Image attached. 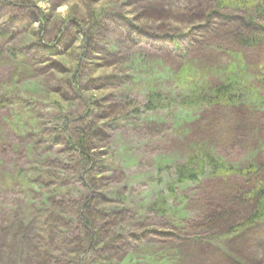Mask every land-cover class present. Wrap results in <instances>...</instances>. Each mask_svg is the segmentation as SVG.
<instances>
[{"label": "rangeland", "instance_id": "rangeland-1", "mask_svg": "<svg viewBox=\"0 0 264 264\" xmlns=\"http://www.w3.org/2000/svg\"><path fill=\"white\" fill-rule=\"evenodd\" d=\"M159 1L162 10L156 0H0V264H72L69 236L90 195L93 203L95 197L100 201L92 208L99 206L96 212L102 213L93 223L99 240L115 229L126 238L115 239L113 248L79 246L82 263L147 264L150 258L142 250L147 242L194 236L190 223H197L211 195V179L215 185L220 178L206 168L197 180L183 182L177 170L160 169L161 162L177 164L192 153L181 154L185 136L210 146L206 133L214 128L217 155L242 162L262 154L255 133L264 127V87H257L264 80V43L239 46L235 34L248 12L224 9L231 21L215 13L204 25L190 0ZM235 80L240 101L213 105L212 111L184 102L201 87ZM152 86L159 87L162 106L147 110ZM20 172L33 193L7 185ZM170 184L178 193L175 202L168 199L170 208L190 220L188 227L179 217L161 216L153 204L163 201ZM88 215L93 222L94 213ZM226 217L213 224L227 222ZM239 217L230 222L245 227L249 221ZM254 221L262 223L231 236H200L183 249L199 264H221L225 257L227 264H264V235L258 236L264 220ZM23 222L29 223L26 231ZM42 222L48 227L49 256L41 245L32 252ZM257 238L251 254L245 246ZM174 257L190 264L183 254Z\"/></svg>", "mask_w": 264, "mask_h": 264}, {"label": "trees", "instance_id": "trees-1", "mask_svg": "<svg viewBox=\"0 0 264 264\" xmlns=\"http://www.w3.org/2000/svg\"><path fill=\"white\" fill-rule=\"evenodd\" d=\"M191 6L193 5V12L196 14V16L203 20L205 22L204 25L211 22V17L215 13H219V16H222L221 18L223 21H231L230 17L226 14H223L224 9H229L230 12L233 10H246L248 12L247 15H244L242 17L241 23V29H243V32L240 30H236L235 34H237V40L239 46H253L258 45L260 43H264V0H198L196 3V0H190ZM3 6L2 4H0ZM156 5L160 6V10L164 9V4L160 1L156 0ZM0 6V7H1ZM190 6V8H191ZM19 9V8H17ZM43 28V26H42ZM209 28V27H208ZM211 31V27L209 28ZM209 30H205V32H210ZM241 32V35H240ZM171 39L174 41L176 40V36L174 34L170 35ZM177 43V42H174ZM54 54V53H53ZM257 87H264V80H258L257 81ZM142 85H139L141 87ZM239 84L235 81H230L229 85L227 82L225 84H217L214 85L213 88H203L198 91L196 96H191L193 93L189 96H186L184 98V102H189L190 105H196V107L204 106L205 109L209 106H211V111L214 110L213 105H219V104H229L234 103L237 100H241V95L243 94L241 91H239ZM149 93V100L145 104V107L147 110H155L162 106V100L163 97L161 95L160 89L158 86H152L148 89ZM239 93V94H238ZM132 103V102H131ZM133 103H135L133 101ZM132 103V104H133ZM85 109L90 110V107L87 106V104L84 106ZM136 111H139V108H135ZM68 120L71 119V117L67 118ZM67 120V121H68ZM190 123H193L191 121ZM189 123V124H190ZM64 125H61V129ZM95 128V127H94ZM258 131L255 133L256 137H259L257 139L259 148L262 151V154H259L258 158H249L247 159L245 156V161H239V158L235 159H229L225 156L217 155L219 151L217 152L216 148H214L213 140H214V128L211 131H208L206 133V139L211 137V145H204L205 147H201L200 141L197 140L196 136L189 135L188 137L185 136V140L183 143L180 142L181 146V154L188 153V150H192L189 154V156L184 155L181 159H183L181 162L179 161L177 164L176 162L172 165L169 164L168 161H163L160 164V169H166L168 167H171V170H177L178 177L181 181H195L198 179V176L200 173H204L206 171V168L211 169L212 175H215L219 178V181L216 182L215 185H213V181L211 179V195L209 198L205 199V202L202 203V206L200 208L199 213V220H195L197 223H190L194 236L189 239L188 241L179 240L178 238L181 236L176 237L177 239L168 241L165 244H150L147 242L142 247V250L144 254H146L144 257L148 256L150 258L149 261H147V264H178L176 258L174 257L178 254L182 257V254L185 255L188 259L185 261L189 262L190 264H199L196 262L195 259H190V257L193 258L191 250H184L183 246L186 243H190L197 241L200 242V236H205L206 238H216L220 237L222 235H235L236 233H239L243 230V228L247 227H254L258 222L254 221L255 219L259 218V220H264V143H260L264 141V127L257 128ZM94 129H88L87 134H92ZM197 132L196 129L193 130V134ZM83 131L82 134L79 135L78 141H82L83 138ZM182 137V136H181ZM180 139V137H179ZM92 144H90L91 146ZM91 148L89 147L88 150ZM188 149V150H187ZM216 149V150H215ZM209 150H211L209 152ZM87 151V150H85ZM115 157V155H112ZM91 157V156H90ZM116 159H119L118 157ZM122 160V159H121ZM125 160V159H124ZM80 161V160H79ZM78 161V162H79ZM95 164V161H94ZM80 165V162L78 166ZM176 166V167H175ZM90 171V170H89ZM229 173H234L233 176ZM23 173H19L16 175V177H10L7 179V181H10L7 185H11L12 187H18L21 191H29L30 193H33L35 190L32 189L31 184L22 178H19ZM54 176V173H52ZM81 174V172H80ZM55 175H57L55 173ZM227 176V179H226ZM254 176L255 180L251 183L249 178ZM216 177V178H217ZM49 180L52 181V175L49 177ZM176 183V182H175ZM213 185V186H212ZM215 188L217 189V197L215 200L211 199V196L216 193ZM63 188L60 189L62 191ZM23 191V192H24ZM59 190L55 189V192H58ZM63 193V192H61ZM28 197H30L28 195ZM94 195L88 196V198L82 202L80 210L82 211L81 218L79 219V223L74 224L73 229L69 236V240L73 247L72 255L74 254L75 258L72 264H84L82 263V252L78 249L79 246L84 247V251L91 247L93 245L104 244L107 246H116L117 241L115 239H120L121 237L126 238L125 234L120 232L121 229H115L112 231V233L108 234L106 236V240H99V233H94V226L93 223H97L99 220H96L101 217L100 213H97L96 211L99 210V206L97 210H93L92 208H95L96 205L100 204V201L97 203V198L95 197L94 203L92 201V198ZM163 201H155L153 202L156 207H158V210L161 211V216L167 217L169 215L170 218L179 217L178 219L182 220L183 225L188 227L189 219H187L185 216L182 215V213H179L178 210H175L172 212L171 206L168 199H172L174 202L178 199V193L176 191L175 184H170L168 186V194L161 196ZM62 202V200H60ZM169 202V203H168ZM152 204V205H153ZM125 208L120 209V211L114 213L119 214L121 211H124ZM92 211V215L94 221L91 220V215L88 214ZM155 211V210H154ZM110 213H106L103 211V215H109ZM224 213L227 214L225 223L222 224H213V220L221 219L220 215H223ZM236 213V215H234ZM241 216L242 220L247 219L249 222L245 221L246 225L243 227L242 222H238L237 224H232L230 221L237 220ZM86 217V218H85ZM120 215L118 216L119 219ZM53 220H56L57 217L52 216ZM114 218V217H113ZM50 219V218H49ZM48 219V220H49ZM139 220V219H138ZM232 220V221H233ZM68 225V228L72 227L71 222H68V220L65 221ZM92 222V223H91ZM217 222V221H215ZM214 222V223H215ZM257 222V223H255ZM253 223V224H251ZM255 223V224H254ZM262 222L258 223L261 224ZM98 223L97 225H99ZM212 224V225H211ZM42 227L37 234H34L33 244L31 243L32 252L33 249L35 250L39 248L41 245L43 251L49 254L51 253V248L47 245L46 241V229L48 227L45 226V223L42 222L40 224ZM22 228L24 231L28 230L29 223L23 222ZM126 230V228H123ZM77 230V231H76ZM102 230V229H101ZM18 231V230H16ZM76 231V232H75ZM260 231V230H259ZM126 232V231H125ZM175 235H179L176 234ZM264 235V227L261 229V235L258 234V236ZM121 236V237H120ZM127 236V233H126ZM98 237V238H96ZM183 237V236H182ZM21 238V237H20ZM97 241H95V239ZM255 242L254 245H247L245 248L248 251H250L251 254L253 252L250 250L252 247H258L259 242ZM231 240V239H229ZM50 243V242H49ZM93 243V245H92ZM258 243V244H257ZM89 245V246H88ZM152 246V247H151ZM22 247V246H21ZM199 247V246H198ZM200 248L203 251L202 246ZM194 250V248H192ZM245 250V249H244ZM87 251V250H86ZM196 251V250H195ZM191 254H190V253ZM197 252V251H196ZM214 252V251H213ZM111 253H113L111 251ZM211 253V250L209 251ZM201 255V254H200ZM205 255V254H204ZM131 259L133 258L132 255L129 256ZM152 257V258H151ZM174 260V261H172ZM249 262H254L253 257L248 255ZM71 262V261H70ZM86 264V263H85ZM91 264V263H89ZM110 264H123L121 261H117L116 263H110ZM211 264V263H206ZM221 264H227L226 257L224 258V261Z\"/></svg>", "mask_w": 264, "mask_h": 264}]
</instances>
